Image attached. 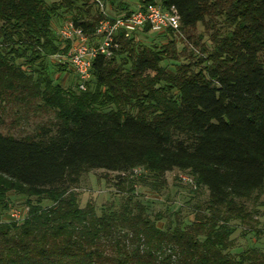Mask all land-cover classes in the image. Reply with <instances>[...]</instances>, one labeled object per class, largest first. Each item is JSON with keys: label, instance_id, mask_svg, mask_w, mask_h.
<instances>
[{"label": "trees", "instance_id": "obj_1", "mask_svg": "<svg viewBox=\"0 0 264 264\" xmlns=\"http://www.w3.org/2000/svg\"><path fill=\"white\" fill-rule=\"evenodd\" d=\"M99 1L115 17L174 8L180 33L201 24L211 47L181 63L172 30L160 47L122 39L112 58L93 61L81 91L54 80L49 59L67 51L54 23L67 13L95 33L97 0H0V109L21 108L26 123L31 112L54 117L20 138L0 132V264H264L257 249L228 254L232 222L252 227L246 203L264 192V0ZM136 169L162 183L187 172L209 199L186 228L161 229L132 181L119 211L79 206L84 173H117L124 186ZM10 193L27 200L22 223L4 219Z\"/></svg>", "mask_w": 264, "mask_h": 264}, {"label": "rangeland", "instance_id": "obj_2", "mask_svg": "<svg viewBox=\"0 0 264 264\" xmlns=\"http://www.w3.org/2000/svg\"><path fill=\"white\" fill-rule=\"evenodd\" d=\"M60 0H48L49 3ZM131 9L138 7V0H124ZM107 10L110 12L112 8L108 6ZM111 14V13H110ZM72 20V15L63 13L61 19L54 23V28L57 29L67 21ZM211 32L207 31L205 27L199 24L190 33H176L175 44L177 54L181 63H188L195 61L197 57H203L201 52L202 45L211 47L210 36ZM191 37L192 39H189ZM137 40L149 46H163L169 43L165 35L159 34H143L137 35ZM197 42L199 46H194ZM194 51V55L191 53ZM189 57L186 59V57ZM50 67L54 73V80L61 82L64 87L73 86L75 83V73L70 65H66L63 70L60 69V63L54 58L49 59ZM163 66L167 67L169 71H175V63L165 62ZM18 112V113H17ZM21 108L13 104L6 109H0V132L2 134H11L17 138L24 136L27 133H32L36 130L38 125L45 121L53 119L51 116H36L31 112L29 114V122L26 123L20 117H24ZM2 121V122H1ZM14 122L18 124L13 125ZM187 175V172L174 170L165 175V182L157 181L148 176V173L143 171L139 175L128 173L125 177L126 184L123 186L119 184L120 179L117 173H108L103 170H91L84 173L80 182L74 190L78 194L79 206L84 208L87 204L92 203L96 209L97 215L103 212L119 211L124 203L128 200L131 194L129 181L134 183V194L136 200L143 203L147 209L149 216L156 221L161 229H166L168 223H178L183 228L188 227L195 221L199 207H205L209 194L205 189H197L192 185L184 183L180 175ZM145 175V182L140 180V177ZM10 209L4 216L5 220H11L13 211L19 212L26 218L29 211L27 200L25 197L15 193L9 194ZM49 202H44L43 206H49ZM249 212L253 215V221L250 226L243 225L239 221L232 222L236 227V231L232 236L234 241L233 247L228 251L230 257L237 258L241 253L257 249L264 254V192L256 200L252 199L246 203ZM157 215H161V220H156Z\"/></svg>", "mask_w": 264, "mask_h": 264}, {"label": "built area", "instance_id": "obj_3", "mask_svg": "<svg viewBox=\"0 0 264 264\" xmlns=\"http://www.w3.org/2000/svg\"><path fill=\"white\" fill-rule=\"evenodd\" d=\"M103 18L99 21L95 33L89 34L73 20L67 21L57 29L61 49L65 54L54 58L61 65H70L75 73L78 89L86 91L92 77L93 61L98 57L112 58L121 48L122 39H131L148 28L150 33L164 34L170 30L180 33L181 20L174 8L166 11L161 6L138 7L131 15L112 16L103 1L97 0ZM143 169L133 171L139 175ZM181 180L196 187L192 177L180 175ZM12 221L22 223L25 219L19 212L13 211Z\"/></svg>", "mask_w": 264, "mask_h": 264}]
</instances>
